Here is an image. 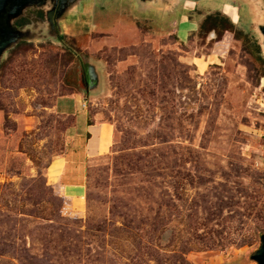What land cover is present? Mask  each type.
Instances as JSON below:
<instances>
[{"label": "rangeland", "instance_id": "rangeland-1", "mask_svg": "<svg viewBox=\"0 0 264 264\" xmlns=\"http://www.w3.org/2000/svg\"><path fill=\"white\" fill-rule=\"evenodd\" d=\"M255 6L78 0L57 10L56 29L28 10L22 40L0 61V264H258L264 36ZM210 16L233 34H209ZM89 67L99 76L92 92ZM68 89L84 97L60 100ZM59 100L61 112L86 103L116 129L112 154L90 161L83 212L45 176L76 126L55 112Z\"/></svg>", "mask_w": 264, "mask_h": 264}, {"label": "crops", "instance_id": "crops-1", "mask_svg": "<svg viewBox=\"0 0 264 264\" xmlns=\"http://www.w3.org/2000/svg\"><path fill=\"white\" fill-rule=\"evenodd\" d=\"M73 96L84 97V94L77 92L71 96L62 97L60 100ZM60 100L55 104V112L74 118L76 126L69 130L67 152L62 157L51 161L45 176L47 184L58 189L59 194L71 203L73 210L83 212L87 205L90 161L112 154L116 129L110 122H100L95 117H90L84 106V111L61 112L58 107ZM81 121L82 127L79 124Z\"/></svg>", "mask_w": 264, "mask_h": 264}, {"label": "flooded vegetation", "instance_id": "flooded-vegetation-1", "mask_svg": "<svg viewBox=\"0 0 264 264\" xmlns=\"http://www.w3.org/2000/svg\"><path fill=\"white\" fill-rule=\"evenodd\" d=\"M27 1L21 0L19 3L8 2L5 10L0 13V46L3 43L10 42L16 32L28 28L29 19L27 13L29 9L35 12L36 16L40 14L39 19L42 22L46 21L53 29H56L57 11L56 7L49 4V0L42 1L43 7L28 6ZM35 3L39 2L35 1Z\"/></svg>", "mask_w": 264, "mask_h": 264}, {"label": "water", "instance_id": "water-1", "mask_svg": "<svg viewBox=\"0 0 264 264\" xmlns=\"http://www.w3.org/2000/svg\"><path fill=\"white\" fill-rule=\"evenodd\" d=\"M20 2L21 0H0V13H2L8 2ZM35 1L39 3H35ZM43 0H28V6H38V7H43ZM256 4L255 6V16H253V23L254 25L258 26L260 33L262 36H264V25H261L264 23V0H251ZM78 0H49V4L53 5L56 7V11L59 10L58 13V18L62 17L66 12H69L70 10L74 9L75 3H77ZM55 3V4H54ZM74 7V8H73ZM263 14V16H262ZM22 32H16L13 35V39L10 42L3 43L0 46V61L2 58L5 56L6 52L15 46L20 40H22L21 37ZM88 83H89V90L92 92L93 90L97 89L99 85V76L97 71L93 67H89L88 71ZM256 261L258 264H264V240H263V245L258 254L256 255Z\"/></svg>", "mask_w": 264, "mask_h": 264}, {"label": "trees", "instance_id": "trees-1", "mask_svg": "<svg viewBox=\"0 0 264 264\" xmlns=\"http://www.w3.org/2000/svg\"><path fill=\"white\" fill-rule=\"evenodd\" d=\"M219 17H213V16L208 17L206 22L204 23V28L209 34L214 32L221 39L223 38V36H225L228 33L233 34V27L229 20L222 19ZM75 93H77L76 90L68 89L67 95L63 97L71 96Z\"/></svg>", "mask_w": 264, "mask_h": 264}, {"label": "built area", "instance_id": "built-area-1", "mask_svg": "<svg viewBox=\"0 0 264 264\" xmlns=\"http://www.w3.org/2000/svg\"><path fill=\"white\" fill-rule=\"evenodd\" d=\"M86 106H87V105H86V104H84V108H86Z\"/></svg>", "mask_w": 264, "mask_h": 264}]
</instances>
